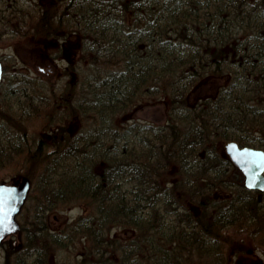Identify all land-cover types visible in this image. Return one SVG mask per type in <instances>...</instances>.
Returning a JSON list of instances; mask_svg holds the SVG:
<instances>
[{
	"label": "flooded vegetation",
	"instance_id": "1",
	"mask_svg": "<svg viewBox=\"0 0 264 264\" xmlns=\"http://www.w3.org/2000/svg\"><path fill=\"white\" fill-rule=\"evenodd\" d=\"M169 3L186 11L191 10L193 14L184 16L171 13L169 16L161 10ZM249 7L264 9V0H0V42L4 39L1 37L2 33L7 32V24L11 26L10 37H13L12 41L15 43L18 42L19 36H25L26 33L41 39L44 52L53 51L50 63L44 65V69L50 72L48 75L51 79L46 80L48 85L58 83V78L62 79L67 74L77 80L75 74L83 70L98 73L90 79V85L93 82L96 84L94 88L107 86L113 92V87L121 84L122 89H118L121 94L116 97L121 102L117 104L125 105L128 102L122 109L132 107L133 112L130 114L131 108L125 109L130 115L124 116L122 121L130 123L133 120H143L155 134L162 132V122L168 120L167 113L162 112L163 118L156 113V109L160 111L161 107V103H157V99L161 98L157 96L161 90V78L164 72L169 73L171 79L176 78L179 68L176 59L178 55L193 57L192 60L186 61L190 62L187 68L192 73V81L194 78L195 81L200 78L198 72L204 74L203 80L216 78L218 81L211 88L210 94L200 98V101L197 99L188 107L187 112L177 115V120L186 118L190 125L203 124L205 134L215 137L220 134V128L225 131V127L231 126L237 138L228 142H235L239 147L249 146L264 150V44L255 40L257 35L264 34V27L253 29L249 35L247 32L254 24H264V12L258 13L256 17L234 15L235 11ZM226 12L234 16L235 22L231 23L226 19ZM201 25H210L217 33L187 36L191 28H199ZM118 39L127 40L129 44L116 48L114 42ZM236 44L241 45V48H237ZM134 46L135 49H132ZM248 49L253 52L245 53ZM162 53L164 55H161ZM16 62L17 56L13 51L0 53V118L2 97L13 103V95L9 94L7 85H13V72L19 68ZM21 67L30 71L27 66ZM134 68L139 70L135 75L132 74ZM232 91L234 105L231 103L233 98L229 95ZM139 95L149 101L145 105L137 106L138 102L135 101ZM180 104L183 102L180 101ZM228 104L230 107L227 109L231 110V113L226 111ZM181 105L178 104L183 110ZM149 106L152 112H147ZM137 112L148 114L147 118L135 115ZM170 127L172 124L166 125V129L169 130ZM168 130L167 133H170ZM258 138L261 140L257 141ZM228 142L222 140V157L227 160L225 163L232 172L231 185L242 190L235 197V201L253 202L257 212H263L264 189H251L247 186L244 172L229 161L231 159L226 147ZM171 180V185H165L164 188L180 189L179 181ZM159 181L162 182V179ZM214 186L210 185L217 191L227 189ZM181 188H184V185ZM136 207L138 209H135ZM141 207L142 204L136 206L133 202L134 211L140 212ZM225 214L234 215L241 227L250 223L256 224L252 217H244L238 208L229 209L223 215ZM195 219V236L203 251H193L202 253L201 258L208 257V264L210 260L224 264L223 244L214 237L216 232L209 230L212 228L214 231H222L226 230V226L220 221L215 226L210 223L214 219H205L200 215H195ZM177 226L183 227L180 224ZM11 238L4 242H9ZM130 241L132 242L127 239L126 243ZM164 241L165 239L159 241V249L162 252L164 244L169 243L172 247L168 254L171 256L170 260H174L173 256L181 255L179 251L186 247L172 237H169L168 242ZM140 242L141 238L134 244L138 247V253L144 257ZM234 245L229 264H235L236 256L238 259L245 257L241 256L244 250L240 242L235 241ZM100 250L98 248L96 252L100 253ZM132 253L133 249H130L129 256ZM124 259L125 257L119 260ZM2 260L13 259L5 255ZM106 260H111V264H114L110 257H106ZM3 264L9 263L6 261Z\"/></svg>",
	"mask_w": 264,
	"mask_h": 264
},
{
	"label": "rangeland",
	"instance_id": "2",
	"mask_svg": "<svg viewBox=\"0 0 264 264\" xmlns=\"http://www.w3.org/2000/svg\"><path fill=\"white\" fill-rule=\"evenodd\" d=\"M6 30L8 33L4 31L1 35L4 39L0 42V53H11L13 51V54L17 56L16 63L19 67L16 72H13V75L25 77L21 81L23 88H18L16 96H13V117L16 118L9 120L10 124L1 121L2 124L11 126L9 136L18 147L13 150L14 154L12 152L8 155V160L5 163H0V181L10 182V180L19 179L22 176L30 177L32 183L34 182L35 187L39 190L42 182H44V188L48 189L50 194L40 193L42 190L32 193L33 199H29L18 217L22 226L21 234L18 233L9 242H4L0 246V263L3 264L7 261L9 264H18L17 260H30L29 262H31V259L38 255L39 259L47 260L48 264H90V260L94 264H111V260H106V257H110L114 264H121L119 259L123 257L140 260L139 264H160V261H157L158 256L155 252L148 251L147 248H145L144 257L138 253L137 246L133 248L131 256H128L130 253L129 247L134 246V243L131 241L126 243L127 233H124L125 230L121 226L111 227L112 230L109 231L108 236H105V241L101 233L95 234L96 238L85 236L90 234L89 232L92 230L89 222L95 218L96 210L94 209L95 206L91 205L90 198L83 197L80 193L78 194V191L75 192L76 184L72 183L73 178L78 177L80 168L81 171H85V169L92 166L90 169H94L99 173L108 172L105 166L111 168L105 152L102 153L95 147L93 138L99 130L100 122L95 123L94 118L99 114L98 109L94 108L97 103H91L92 96H90V93L92 92L91 89L94 88H92V85L91 88H88L90 86L84 84L90 85L91 77L89 78V74L97 76L98 73H89L88 70L76 73L75 78L82 82L77 96L69 94V89L64 93L66 83L71 79L70 74H64L65 77L62 79L59 77L58 83L48 85L46 82V79H51V77L48 75L50 72L44 69L46 68L44 65L50 63L53 51L44 52L42 40L34 38L30 33L19 36L18 42L15 43L12 41L13 37H10L12 34L11 26L7 24ZM186 61L187 58L180 62L179 56L177 57L181 76L178 73L177 81H173L174 86L166 84L157 95L161 96L160 99H157V103H161V112L156 109L159 117H162V112H166L165 95L167 93H169L168 96H170L171 101L182 99L185 105L188 102L191 106L197 99L210 94L211 88L218 81L216 78L203 80L202 77L197 81H195V78L193 81L185 80L184 77L190 74L187 68L190 62L186 64ZM21 66H27L30 71L24 70ZM26 76L32 78L30 83H25ZM105 90L107 89L102 92ZM99 91L100 89L94 91V93L98 96ZM113 92L115 94V89H113ZM67 93L69 94L68 111H64V99L66 98L64 94ZM112 99L115 104L121 102L117 101L116 96ZM147 101L149 100H144L143 96L139 95L138 100L135 102H138V106V104L145 105ZM103 106H106V104ZM228 107H230L229 104L226 106V110ZM150 108L149 106L147 112H152ZM75 109L80 115L74 114ZM125 109L121 110L119 108V111L112 118L123 124L121 118L133 113L131 111L132 107L126 109H130V114ZM135 114L146 118L148 115L141 112ZM74 115L78 116L76 122L73 119L75 118ZM19 116H22V118H18ZM26 118H30L29 121L23 122L22 120ZM13 123L19 127L13 126ZM178 123L181 122H177V120L171 122L175 126ZM61 128H68L76 133L83 130L87 132L85 131L86 133L68 142L61 141L63 142L61 146V142L58 143L60 136H56L55 140L50 136L52 130L56 129L58 131L57 129ZM177 132L186 136L191 135L194 138L188 141L182 140V143H189L190 148L196 145L197 142L202 143L200 147L191 148L199 155L207 151L208 146L213 155H222L223 153L222 141L220 142L217 139L215 143L211 144L212 138L205 134L200 123L193 124L189 128L188 125L187 127L182 126ZM224 132L227 134L233 133V127H225ZM47 133H49V136L44 138V145L42 147L38 146L41 136H46ZM173 135H170V142L165 146L178 145V135L175 136V139ZM210 146L214 148H210ZM101 163H104L103 166L100 165ZM175 165L177 166L178 163ZM143 176L134 177V180L130 181L132 187L143 182L141 180ZM163 177L169 176L164 174ZM131 185L129 184V188H132ZM140 187L141 185H139V190ZM144 203L146 202L144 201ZM263 227L261 224L253 223L241 227L238 221V225L229 226L226 227V230L218 231L217 240L222 242L223 253L225 254L223 263L229 264L232 256L231 250L235 247V241H238L244 250L241 256L245 257L238 259V256H236L235 264H264ZM164 246L162 252L168 255L172 247L169 243H165ZM98 248L101 249L100 253L96 252ZM106 249L107 254H105ZM200 251H203V248ZM179 252L181 255L173 256V258L174 260H181L180 264H208V257L201 258L202 253H196L187 247L182 248ZM5 255L13 260H2ZM137 260H134L135 263H137ZM160 260H163V257ZM129 264L131 263L129 262ZM210 264L217 263L210 260Z\"/></svg>",
	"mask_w": 264,
	"mask_h": 264
},
{
	"label": "bare ground",
	"instance_id": "3",
	"mask_svg": "<svg viewBox=\"0 0 264 264\" xmlns=\"http://www.w3.org/2000/svg\"><path fill=\"white\" fill-rule=\"evenodd\" d=\"M212 1L216 2V0ZM161 10L162 12L167 13L169 16H171V13L182 14L184 16L193 14L191 10L186 11L184 8L175 7L170 3ZM263 10L264 9L260 10V8L256 9L251 7L242 8L235 11L234 15L235 17H256L258 16V13L260 14L264 12ZM225 15L226 19L229 22H235L234 16L231 13L226 12ZM240 22L249 23L248 21ZM192 23L195 24L194 22ZM263 25L264 24L259 23L254 24L252 26V29H249L247 31L248 35L252 33L251 31L253 29L262 28L264 27ZM210 33L217 32L214 31L210 25H201L199 26V28H191L187 32V36H206ZM255 40L262 41V43L264 44V34L257 35V38ZM114 43L116 48H123L129 44V41L118 39ZM135 47L136 46L131 48L135 49ZM236 47L241 48V45L236 44ZM244 51L245 50H243V52ZM252 52L253 51L248 49V51L245 53ZM161 55H164V53H162ZM178 56L180 62H183L186 58L190 60L193 59V57H180V55ZM138 71V68H134L132 74L135 75L138 73ZM189 72L190 74L184 77V79L187 81H192V73L191 71ZM178 73L179 68L176 74V78L171 79V76H168V73L164 72V76L161 78V89L165 87L166 84L169 85L170 80L176 82ZM198 73L197 74L200 78L203 77L204 74L202 72ZM132 74L130 73V75ZM91 76L92 75L89 74V78ZM179 76H181L180 73ZM81 84V81L71 78L70 81L66 83L64 93L67 89H69V94H75L77 96L79 86ZM84 84L85 86H90L88 88H91V85H87V83ZM95 86L96 84L93 82L92 88H94ZM7 87L9 90V94L13 95L15 86L12 84H8ZM99 89L101 91V87L91 89V103H97V105L100 103L101 98L98 97L99 95L97 96L94 93V91ZM69 94H64V96L66 97L64 99V111H68L67 102L69 100ZM168 94L169 93L165 95V102H168L167 104H165V113H167L168 120L162 122V132L160 134L156 133L159 136H164L165 138L163 139H159L154 133V130L148 128L143 120H133L130 123L120 124L118 121H115L112 118L115 113L119 111L118 109L120 108L122 110V106L127 105L128 102L125 105H114L111 110L105 111L106 114L102 113V111H97L99 115L95 116L94 122H100V126L99 130L94 135L95 138H93L95 147L98 149V151H101L102 153L105 152V156L112 169L108 166H105L106 170L111 171L101 173L97 172L94 169H85V171H81V168L79 169V176L86 177L88 181L94 180V186L102 185L103 188L108 190L107 193L109 196L123 198L127 201L133 198L135 195H139L143 198V204L140 212H136L130 209L126 213L121 214L119 209H116V207L115 209H111L109 207L101 209L99 213H95V218L90 220L89 226L92 227V230L89 232L90 234H86L85 236L95 237V234L97 233H101L103 237L108 236L109 231L112 230L110 229L111 227L121 226V228L125 230L124 233H127L128 238L126 239L132 240L133 243L137 242L141 237L145 238L147 235L146 238H148V240L150 241L149 245L141 246L140 250L145 251V248H147L148 251H154L156 256H158V260H160V258L162 259L163 256L158 251H155L153 246L160 240L166 239L168 237L174 238L178 243L185 245L189 250L198 249L199 251L200 243L195 237L194 229L196 226L195 215H200V217H204L205 219H219L229 209L238 208L243 212L244 217H252L256 224H261L262 226H264V211L257 212L253 202L248 203L245 200H239L238 202L235 201V197L239 195L242 190L240 187L231 185L230 176H232V172L227 166L228 164L225 163V161L227 160L224 159V157H222L221 155H213L209 150V146L207 148V151H204L201 155L191 149L200 147L201 142H197L196 145L191 148L189 147V143H182L183 139L185 141L194 139L191 135L186 136L181 134L180 132H177L182 126L187 127L188 125V128L191 126L190 122L187 123L186 118L185 120H180L181 123H178L176 126L172 124V127H170L169 130L166 129V125L171 124L173 120H177V115H180L183 112H187V106L189 104L187 102L185 105L182 99H178V101L172 100L171 103V98L170 96H168ZM166 99H168L169 101ZM180 101L183 102L182 105L180 104ZM198 101H200V99H198ZM175 102L177 103L174 104ZM178 104L183 107V110L179 108ZM76 110L77 109H75L74 114L80 115ZM91 110L93 109L91 108ZM226 111L228 113L232 112L229 109H227ZM109 114L110 116H108ZM77 115H74V122L78 121ZM4 117L13 119V103H11L8 98H5L3 96L0 121ZM29 119L30 118H26L22 121L28 122ZM178 121L179 120H177V122ZM200 125H202L203 129L205 128L203 124ZM166 130L170 131V133H167ZM52 131H56V129ZM85 131L86 130L76 133L73 130L71 131L67 128L62 130L58 136H60L61 141H69L87 132ZM219 131L220 134L216 136V140L218 139L220 142L225 138L232 140L237 138L235 134H227L223 131L222 128H220ZM176 132L179 133L178 145L165 146L170 142V139L166 137H171L170 135H173ZM209 132H211L210 129ZM0 133L2 134L1 131ZM48 136L49 133H47L46 136H41V139L38 141V146L42 147L44 145V138ZM9 138L11 137L9 136ZM7 139V137H4V140ZM260 140V138L257 139V141ZM17 147L18 145L14 143L13 139L11 145H0V163H5L8 160V155L12 153L13 150ZM226 147L229 148L230 146L226 145ZM237 148L244 149L245 147L237 146ZM246 148L264 152V150H262L261 148L249 146H247ZM229 161H231V163L236 167L240 168L235 164L233 160ZM3 163L2 165H4ZM177 163L178 165L176 166L175 164ZM103 164L104 163H101L100 165L103 166ZM240 170L242 169L240 168ZM160 173L161 175L158 176V174ZM143 174L148 177V181L147 184L145 183L146 185H144V188L138 192L136 190V185L135 187H132V183H130V181H133L134 177H138ZM164 174L169 176L170 178L163 177ZM23 178H27L29 180L30 189L28 196L21 206L20 213L25 208V205L29 201V199H33V192L42 190L40 191V193H43L45 195L50 194L49 190L44 188V182H42L39 190L35 187L34 182L32 183L30 177L28 178L26 176H22L19 179H13L12 182L13 184L21 183ZM160 178L162 179V182L159 181ZM171 179L178 180V186L184 185V188H164L165 185H171ZM2 184L11 186L6 180L0 181V185ZM129 184L132 188H129ZM210 185L211 187L217 185L218 187H226L227 189L225 191H217L212 189ZM219 192H223L224 194H218ZM83 197L90 198L95 207H98V203L96 202L94 195L86 192L83 194ZM144 201L146 203H144ZM262 201L264 205V195ZM201 203L203 204L202 207ZM226 218L227 219L224 226L229 227L238 225V221H236L235 218H229L228 216ZM119 220L122 221L119 222ZM221 223H223V221H221ZM177 224L182 225L184 227L183 230H181L177 226ZM20 227L22 228L21 225ZM218 231L215 234L216 238L218 235ZM165 255L166 254H164V256ZM31 260H37V258L34 257Z\"/></svg>",
	"mask_w": 264,
	"mask_h": 264
},
{
	"label": "trees",
	"instance_id": "4",
	"mask_svg": "<svg viewBox=\"0 0 264 264\" xmlns=\"http://www.w3.org/2000/svg\"><path fill=\"white\" fill-rule=\"evenodd\" d=\"M169 75L170 74L168 73V76ZM24 77L25 76H15V75H13V85L15 86V90H13V92H14L13 96H16L17 89L18 88H23V85H22L23 83L21 81H23L22 79ZM26 78H27V80L25 81V83H30V81L32 80V78L31 77L29 78V76H26ZM169 85L170 86H174L173 80H170L169 81ZM100 87H101V91L100 92L102 94H99V96L101 97V100H100V103L98 105L96 104L94 108L95 109H98V111H102V113L106 114L105 113L106 110H111V108L114 105H117L115 103H114V105L112 104L114 102V100L112 98L114 96L118 97V94H121L120 91H118V89H122V85L121 84H119V85L116 84L115 87H113L116 90L115 91V94L111 90H109L107 86H100ZM232 87L234 88V83L232 84ZM104 89H108V90H105L104 92H102ZM229 95L232 96V98H233V101L231 103L232 104L235 103V101H234V92L232 91ZM30 103H32V102L30 101ZM171 103H172V101H171ZM176 103L177 102H175L174 104H176ZM104 104H106V106H103ZM108 116H110V114ZM13 118H16V117H13ZM18 118L21 119V116H19ZM2 120L3 121H6V122H8L10 124L11 122L9 120H13V119L5 118L4 117V118L1 119V121ZM1 121H0V131L2 132V134L0 133V145H4V144L11 145L12 144V139L9 138L11 126H6V125L2 124ZM13 126L19 127V126L15 125L14 123H13ZM63 129L64 128L58 129V131H51V134H50L51 138L55 140L56 136H58L59 133ZM177 135H179V133H174V135H173L174 139H175V136H177ZM4 137H7L8 139L7 140H4ZM157 137L159 139L165 138L164 136H159V135H157ZM168 138H171V137H168ZM59 142H61L60 139L58 140V143ZM66 142H68V140ZM62 143L63 142L60 143L61 146H62ZM201 145H202V143H201ZM107 171L109 172L111 170H107ZM73 179H74V181L72 183L73 184L74 183L76 184L75 185L76 188H74L75 189V192L78 191L80 193V195H82V196L86 192L94 195V197L96 199V202L98 203V207L97 208L96 207L94 208L96 210V213H99L101 209L108 208V207L111 208V209H115V207H116V209H119L120 213H126L128 210H130V209L133 210L134 209L133 208V202H135L136 206H140L142 204L143 198L140 197L139 195H135L133 198H131V199H129L127 201L126 199H123V198H116V197H113V196H109L108 193H107L108 190L105 189V188H103L102 185H95L94 186V184H95L94 183V180H89L88 181V179H86V177L79 176V175H78V177H75ZM141 180H143V182H141L140 184H138L136 186V190L138 192L141 191L144 188V185L147 184L148 177L146 175H144ZM139 185H141L140 190H139ZM181 186L179 188H181ZM90 203H91L92 206L94 205V203L92 202V200H90ZM135 209H138V207H136ZM227 216L229 218L234 217V215H230V214H227L226 215L225 214V215H222L219 219H216L215 218L210 223H212L213 225L216 226V225H218L219 221H220V223H221V221H223V223H221V224L222 225H225V221L227 219L226 218ZM235 219H236V217H235ZM209 232H217V231H214L212 228H210ZM214 237H215V235H214ZM104 241H105V236H104ZM168 241H169V239L166 238L165 241H164V243L165 242H168ZM149 242L150 241L148 240V238L141 237V242L139 243V245H141V246H143L145 244L146 245H149ZM204 243H206V242H204ZM135 246H137V245L134 244V246L129 247V249H133ZM206 246H208V245H206ZM153 248L155 249V251H158L163 256V260H157V261H160V264H176V263H179L180 264L181 263V260H170V257L171 256L169 257V255H165L166 257H168V258H166L164 256V253L159 250V244L158 243H156L153 246ZM142 252L144 253V251H142ZM129 255H130V253L128 254V256ZM35 258H37V260H31V262H29L30 260H17V262H18V264H48L47 263V260H41V259H39L38 255H35ZM126 259L127 258H125L124 260H121L122 264H129V262L131 264H139L140 263V260H137V263H135L134 260H126ZM90 264H94V263L90 260Z\"/></svg>",
	"mask_w": 264,
	"mask_h": 264
},
{
	"label": "water",
	"instance_id": "5",
	"mask_svg": "<svg viewBox=\"0 0 264 264\" xmlns=\"http://www.w3.org/2000/svg\"><path fill=\"white\" fill-rule=\"evenodd\" d=\"M2 67L0 64V81ZM229 152L235 164L247 176V185L251 189L264 188V152L254 149H238L235 144L229 147ZM29 180L23 178L21 183L0 185V243L10 234L17 233L20 225L16 220L29 193Z\"/></svg>",
	"mask_w": 264,
	"mask_h": 264
}]
</instances>
